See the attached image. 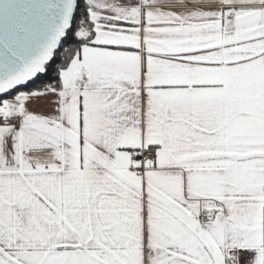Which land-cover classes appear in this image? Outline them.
Returning <instances> with one entry per match:
<instances>
[{"label": "snow or ice", "instance_id": "6c2138e0", "mask_svg": "<svg viewBox=\"0 0 264 264\" xmlns=\"http://www.w3.org/2000/svg\"><path fill=\"white\" fill-rule=\"evenodd\" d=\"M0 264H264V0H0Z\"/></svg>", "mask_w": 264, "mask_h": 264}]
</instances>
